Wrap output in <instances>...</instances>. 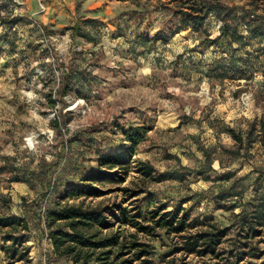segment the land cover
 <instances>
[{
	"label": "rangeland",
	"instance_id": "rangeland-1",
	"mask_svg": "<svg viewBox=\"0 0 264 264\" xmlns=\"http://www.w3.org/2000/svg\"><path fill=\"white\" fill-rule=\"evenodd\" d=\"M192 1L204 0H0V214L30 227V262L17 264H71L41 237L45 211L99 155L127 146L120 127L141 125L149 132L136 157L156 180L140 213L160 203L186 209L193 231L229 228L219 258L184 260L151 241L153 264H264V40L242 24L240 44L213 42L224 26L215 15L198 31L183 27L176 12ZM255 120L256 142L238 149L226 129L245 135ZM115 197L124 195L106 199Z\"/></svg>",
	"mask_w": 264,
	"mask_h": 264
},
{
	"label": "trees",
	"instance_id": "trees-1",
	"mask_svg": "<svg viewBox=\"0 0 264 264\" xmlns=\"http://www.w3.org/2000/svg\"><path fill=\"white\" fill-rule=\"evenodd\" d=\"M250 1L251 9L229 7L218 0L183 2L176 13L181 17L182 26L193 31L200 30L209 16L215 15L224 26L213 42L223 37L230 43L240 44L245 39L238 30L242 24L248 37L264 40V0ZM235 10L239 13L235 14ZM231 20L236 21L235 26L230 25ZM74 28L78 30V23ZM256 123L255 120L250 124L245 135L226 129L238 149L244 145L250 148L256 142L253 137ZM120 130L127 146L117 153L99 155L97 168L82 177L78 186L65 189L45 211L46 233L41 237L49 240L52 254L67 258L71 264H153L154 247L150 242L165 246L167 241L168 256L179 254L184 260L189 256L221 257L220 248L229 228L208 221L193 231L186 209L168 210L160 203L150 206L145 215L140 213L139 197L145 193L148 183L156 180L153 165L136 157L149 128L141 125L120 127ZM133 170L139 176L137 186L119 187ZM106 184L114 187L105 188ZM115 192H122L124 198L106 199ZM260 206L264 210V201ZM250 223L248 232L254 229V222ZM29 232L25 216L0 214V238L5 242L2 250L9 264L30 262Z\"/></svg>",
	"mask_w": 264,
	"mask_h": 264
},
{
	"label": "crops",
	"instance_id": "crops-1",
	"mask_svg": "<svg viewBox=\"0 0 264 264\" xmlns=\"http://www.w3.org/2000/svg\"><path fill=\"white\" fill-rule=\"evenodd\" d=\"M49 241V240H48ZM49 248H50V250H52V246H51V244H49Z\"/></svg>",
	"mask_w": 264,
	"mask_h": 264
}]
</instances>
